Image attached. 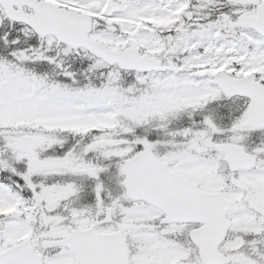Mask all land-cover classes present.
Here are the masks:
<instances>
[{
  "label": "snow or ice",
  "instance_id": "1",
  "mask_svg": "<svg viewBox=\"0 0 264 264\" xmlns=\"http://www.w3.org/2000/svg\"><path fill=\"white\" fill-rule=\"evenodd\" d=\"M0 264H264V0H0Z\"/></svg>",
  "mask_w": 264,
  "mask_h": 264
}]
</instances>
